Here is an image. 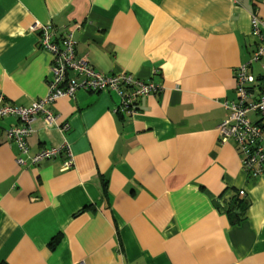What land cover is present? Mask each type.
I'll list each match as a JSON object with an SVG mask.
<instances>
[{
    "label": "crops",
    "instance_id": "crops-1",
    "mask_svg": "<svg viewBox=\"0 0 264 264\" xmlns=\"http://www.w3.org/2000/svg\"><path fill=\"white\" fill-rule=\"evenodd\" d=\"M253 12L264 20V0H0L5 101L49 92L35 22L72 33L96 70L162 86L133 115L112 90L63 96L50 107L69 130L37 116L26 154L7 138L20 119L0 118V264H264V172L249 176L218 130L256 47ZM64 141L71 167L67 151L31 164ZM236 196L240 220L225 208Z\"/></svg>",
    "mask_w": 264,
    "mask_h": 264
},
{
    "label": "built area",
    "instance_id": "built-area-1",
    "mask_svg": "<svg viewBox=\"0 0 264 264\" xmlns=\"http://www.w3.org/2000/svg\"><path fill=\"white\" fill-rule=\"evenodd\" d=\"M251 24L256 47L248 62L236 71V98L224 103L227 112L218 130L221 142L233 140L236 143L245 171L256 178L264 172V20L253 12ZM33 28L39 32L40 46L53 54L49 92L29 106L13 105L0 95V118L15 115L21 121V124L7 129L8 141H15L24 154L28 152L27 137L34 131L33 122L37 116L42 115L48 125H57L64 135L69 130V123L58 124L57 114L50 107L63 96H74L80 89L91 92L112 90L120 96V104L115 110L120 114L133 115L139 111L138 102L141 97L162 90L161 85L131 73L106 74L96 70L86 58L77 57L76 41L72 33L63 36L60 42L52 25L35 22ZM258 62H261L262 71L255 74L252 67ZM65 151L68 159L64 168L67 169L73 165L68 141L41 149L30 158L31 164L37 165ZM18 162L23 164L25 159L19 158ZM245 193L244 189L240 190V194Z\"/></svg>",
    "mask_w": 264,
    "mask_h": 264
},
{
    "label": "trees",
    "instance_id": "trees-1",
    "mask_svg": "<svg viewBox=\"0 0 264 264\" xmlns=\"http://www.w3.org/2000/svg\"><path fill=\"white\" fill-rule=\"evenodd\" d=\"M248 206L249 203L247 201L243 200L242 198L240 199L236 196V198L232 202H230L225 208L227 209V212L237 217V220H240L243 218V216H245Z\"/></svg>",
    "mask_w": 264,
    "mask_h": 264
}]
</instances>
